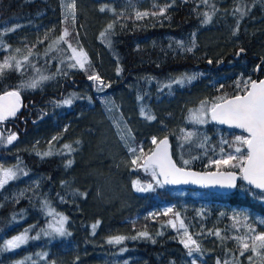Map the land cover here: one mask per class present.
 <instances>
[{"label":"trees","instance_id":"16d2710c","mask_svg":"<svg viewBox=\"0 0 264 264\" xmlns=\"http://www.w3.org/2000/svg\"><path fill=\"white\" fill-rule=\"evenodd\" d=\"M77 1L78 7L86 9L94 18L97 29L105 33L96 42V46L98 43L105 49L107 55L104 57L116 58L123 70L138 69L123 71L125 76L122 78L117 72L104 74L102 81L108 88L97 93L98 88L104 85L98 83L101 80L90 79L89 84L86 83L88 88L72 90L79 100L67 110L68 114L54 120L50 114L52 96L49 91V87L54 89V85L49 86L50 83L69 75H97L98 57L89 50V63L85 70H70L69 66L59 64L64 57L68 59L69 44H81L77 34L79 28H75L72 20H68L66 25L60 0H0V63L15 57V60H10L13 69L5 70L0 78V94L17 90L22 94L24 104L18 116L0 126V168L5 169L13 166L14 161H21L28 166L30 173L28 177L18 178L0 188V264H18L20 261L24 264H191L192 260H196V264H217L218 261L220 264H264V249L258 250L260 254L257 255L243 248V243L251 245L254 234L264 232V223H261L264 221V192L248 187L242 177L234 194L221 195L161 186L142 167H131L124 176L127 186L132 188L131 182L139 181L147 190L135 194V205L121 213L115 212L113 219L102 212L101 224L92 232L87 213L94 183L91 178H85L87 167L84 161L95 150L99 138L94 125L84 122L93 112L98 115V110L105 115L107 113V105L98 100V95L105 96V99L116 98L124 92L129 101L146 100L147 96L136 97L138 89L130 91L128 81L134 75L158 76L159 83H168L171 75L199 73L200 87L193 90V82H188L185 93L193 96L197 92L196 96L200 100H208L209 106L219 103V97L243 95L245 82L255 79L259 58L264 57V0ZM91 3L96 9H90ZM104 7L106 11L102 13L100 9ZM225 7L233 22L234 39L223 38L220 48L206 49L203 35L209 34L210 30L222 32L223 27L220 23L205 24V14L212 16ZM161 9H164L163 14ZM138 12H147L148 15L137 19ZM110 24L113 26L111 29L108 28ZM65 29L69 35L65 37L67 43L61 42V46L66 56L60 52H47L49 45L62 36ZM188 48L192 50L188 51ZM220 51L225 53L217 59L214 55ZM241 51H245L247 57L242 56L240 62L229 61L224 65L239 72L205 70L222 66L226 57ZM25 57H28L27 61ZM16 61H20L23 67L18 71L14 68ZM162 71L167 72L166 79H160ZM41 76L50 79L41 81L36 89L21 87L31 80H40ZM149 89L146 84L141 88L143 93ZM189 108L184 109L185 116ZM173 110L167 111L169 121L179 114ZM189 126L184 123L176 137L171 135L172 127L163 131L164 136L172 141L173 155L179 166L204 172L226 170L240 174V168L224 165L218 168L212 161L229 154L246 155V147L236 142L237 136L247 137L245 134L212 123L209 129L194 124ZM188 133H193L192 137L200 136L197 145L185 140ZM10 134L18 136L17 142L34 138L29 140V147L12 151L17 144L7 143ZM55 134L73 138V145L77 148L72 166L66 167L58 159H42L31 150V145L33 148L39 144L47 146ZM149 138L141 134L137 136L138 147L146 149V156L155 147V144H148ZM182 142L183 145H179ZM236 147L242 151L237 153ZM16 157L19 159L15 160ZM185 160L189 163L185 164ZM105 164H109L108 161ZM92 166L97 170L102 167L100 163ZM110 173L105 169V177ZM33 176L38 178L35 180ZM45 202L68 215L70 223L64 236L44 235L50 218ZM178 218L188 235L199 245L200 251L192 256L181 243L187 240V236L170 226V221ZM25 230H28L29 237L26 243L16 250H6L5 243L25 233ZM141 232L148 235L141 237ZM117 236L125 239L119 244L108 242Z\"/></svg>","mask_w":264,"mask_h":264},{"label":"rangeland","instance_id":"374dc122","mask_svg":"<svg viewBox=\"0 0 264 264\" xmlns=\"http://www.w3.org/2000/svg\"><path fill=\"white\" fill-rule=\"evenodd\" d=\"M231 3V2H230ZM60 4L62 6V12L65 16V22L66 25L68 24V20H72L75 23V28L79 30L77 31V34L79 35V42L81 43L78 46H72V48H75L77 52L83 51V53L86 54L87 60L84 62V69L86 68V65L89 63V54L91 50L96 54L98 57L97 62L98 65V73L99 76L98 83L105 84V81H102L104 78V74L106 73H119V64L116 62V58L113 60L111 58H105L106 52L105 49L100 46V44L96 42L100 38L101 33H103L102 30L97 29V25L94 18L90 17L88 14V11L82 7H78V1L77 0H60ZM126 6V4H124ZM228 6V5H227ZM129 7V6H128ZM229 8V7H228ZM90 9H96L95 4H90ZM106 11V7H104ZM112 10V8H111ZM105 11H101L104 13ZM70 13H74L73 15H70ZM82 19H81V16ZM103 17L104 15L101 14ZM67 17V18H66ZM211 24L220 23L223 27V31L219 32L218 30H210L209 34H204V43L205 48H214L218 49L220 46H222L223 38H228L230 41L234 39L233 34V22L228 17V11L225 8H222L217 13L211 16V20L208 22ZM205 23V24H208ZM79 24V27L78 25ZM97 31L99 33H97ZM51 45V44H50ZM49 45V46H50ZM98 45L100 46V50H98ZM220 45V46H219ZM72 48H67L69 52L68 59L63 58L60 60L59 64L62 63L65 66H69L70 70H74V68L82 69L79 65H76V67H71V64L75 63V60H70L69 57L72 56ZM60 52L65 54L66 51L64 48H62L61 43L52 48L51 50L49 47L47 48V52ZM225 51L222 53L221 51L215 53L214 56L220 58ZM59 58V57H58ZM107 59V60H106ZM118 61V60H117ZM56 62V60H55ZM189 73L185 74H179V75H171L168 77V85H171L176 79L186 76ZM193 74V73H190ZM70 76V75H69ZM96 76V75H95ZM153 76L145 77L140 76L141 79H139V82H132L128 84L130 87V91L133 92L134 88L135 91L138 89L139 91H142L141 88L145 85L146 81L150 80L153 81ZM89 80V76L87 77ZM140 81H143L144 85L141 84ZM54 80L50 83L49 86H55V83H53ZM154 82V81H153ZM189 81L184 79V82L180 85H173L169 86L167 90H164L162 92H157L156 95L148 94L146 97V100L141 101H129L127 98L124 97V92L119 94V99L121 102H123L122 106L124 107L125 112L127 113V116L133 119H138V117L144 119L143 124H138L139 128L141 129L144 136H149L150 143H153V139L155 138L156 143L160 141L162 138H164V134L162 130L163 128L167 127V130L171 127V135L173 137L178 136V132L182 127L184 126V123L188 124H194V125H200L204 126L209 123V114L205 117L206 122L205 123H195L193 121V114L196 113L198 110L201 109L202 102H209L208 100H200L196 95L192 96L189 93H185V87L186 84ZM194 82V81H190ZM137 83L140 85L137 86ZM52 84V85H51ZM102 85V86H103ZM148 88H150L152 85L147 84ZM108 87L105 85L103 87H99L96 92H101L102 90H106ZM50 89V87H49ZM74 90V89H72ZM71 92L68 94V97L66 100H71V104H65L64 102L59 103L62 105V107H68L70 108L75 101L79 100V98L76 96L75 92ZM164 92V93H163ZM136 94V93H134ZM168 95L167 100L163 104H161V101H164L165 95ZM163 96V97H162ZM98 100L103 101L106 106L107 113L106 115L103 114L101 110L99 114L96 116L93 114L90 115L87 118V121L84 123H91L94 125L95 129H97V135L99 136L98 140L96 141V147L92 154H90L89 157H86L84 159L85 165L87 167V174L85 175V178H91L92 182L94 183V189H93V197L90 200L89 209L87 213L88 220H91V222H88L89 228H91L92 232H95L100 224H101V216L103 215L102 212H106L109 215L110 219H113L114 213L126 210L130 208L131 206H134L136 203L135 200V194H137L138 191L137 187H142V183L139 181H132L131 187L129 188L127 186V183L124 179V176L126 175L127 171L133 167H142V169L146 172L152 175L151 170H145L143 167V159L146 158L147 151L146 149H141L138 147V143L134 137V130L125 120L120 119L118 117V110L117 104H116V98H107L105 99V96L98 95ZM105 99V100H104ZM207 107H210L209 105H206ZM187 107L189 108L187 116L184 115V109ZM59 110L64 115L68 114L67 110H62L58 107H55L54 110ZM174 109L172 112H178V116L173 118V121H169L167 118V111ZM160 110H163L165 112L161 113L160 121H156V119H159ZM151 117V118H149ZM132 119V122L135 123V120ZM68 124V123H67ZM156 125V126H155ZM190 127V126H189ZM152 134V135H150ZM185 140L188 139L187 135L185 136ZM34 137H29L26 140L23 141H16L17 147L13 148L12 151H19L24 148L29 147V140H33ZM41 139V137L39 138ZM38 139V140H39ZM200 136L197 138L195 136L191 137V139H188L190 143H196L199 141ZM36 140V139H35ZM65 145H69L70 148H65ZM179 145H183V142ZM32 149L40 158L42 159H50V160H60L63 165L66 167L72 166L73 162L75 161V154L77 146L73 145V138H63V137H52L49 140V143L47 146L38 145L37 147L33 148V145H31ZM179 146L178 149L181 148ZM203 146V145H198ZM130 149H136V152L133 153L130 151ZM142 150V152H141ZM179 152H182L180 150ZM45 153H48V155H45ZM201 155V153H198ZM100 157V158H99ZM139 157V159H137ZM19 158L16 157L15 160H18ZM137 160L136 164H133V160ZM69 161H71V164H69ZM106 161H108L109 164H105ZM75 163V162H74ZM100 163L101 169L97 170L92 165ZM141 164V166H140ZM5 169H13L17 172V178H24L28 177L30 174L28 171V166H25V164L21 161H14V165L7 167ZM105 169L111 174L108 177H105L104 172ZM153 177V176H152ZM38 178L37 176H33V179L36 180ZM14 179V180H16ZM155 182L159 180V177L153 178ZM10 180L8 183L14 181ZM88 180V179H87ZM138 182V184H137ZM7 183V184H8ZM6 184V185H7ZM5 186V185H4ZM87 192V191H86ZM87 194V193H86ZM82 196V195H81ZM86 197V195L84 194ZM61 201H65L64 199H60ZM48 202L44 203V207L47 210L48 214L50 215L49 222L47 223L46 229L43 231L44 235L48 236H58L59 234L55 233L53 229L58 226V222L60 221L61 217H65L66 220L64 221V229L65 232L69 226L70 220L66 213L60 212L58 209L52 208L51 206L46 205ZM170 226L173 227L175 230L179 229V231L184 235L185 227L183 224V228L181 227V220L178 219H172L170 221ZM93 225H96L95 229H93ZM25 244V243H24ZM24 244H21L19 247L23 246ZM18 247V248H19ZM11 249V250H16ZM24 261H20L18 264H24Z\"/></svg>","mask_w":264,"mask_h":264},{"label":"snow or ice","instance_id":"6c2138e0","mask_svg":"<svg viewBox=\"0 0 264 264\" xmlns=\"http://www.w3.org/2000/svg\"><path fill=\"white\" fill-rule=\"evenodd\" d=\"M100 11H105L104 8H101ZM237 11H240L237 9ZM163 14L164 9L160 10ZM243 14V13H242ZM73 15L74 13H70ZM147 12L136 14L137 19H141L144 16H147ZM155 15V13H153ZM67 18V17H66ZM211 20V16L205 14L204 23H208ZM113 26L110 24L108 26L111 29ZM9 31H14V29H9ZM69 35L67 29H65L64 34L58 39L54 40L49 46V49L58 46L61 42L67 43L65 37ZM102 36L105 33H101ZM47 38V37H46ZM2 43V41H0ZM69 48H72L71 44L68 45ZM191 51V48L187 49ZM19 52V49H16ZM29 50V55H31ZM28 57H25L27 61ZM70 60H75L74 64H71V67H76L79 65L81 68L84 67V62L87 60V56L83 51L79 53L75 48H72V56L69 57ZM10 60H15V57L6 58L3 63H0V78L3 77L5 70L13 69V65L10 63ZM22 67L20 61H16L14 68L19 70ZM50 77L41 76L40 80H31L26 85H21V87H27L31 89H36L39 87L41 81L48 80ZM89 79L98 80V76L90 75ZM189 82L195 79V76L185 77ZM184 79L177 80L175 83L182 84ZM170 86V85H169ZM219 103H212L210 107H207V102H202L201 109L193 114V121L195 123H205V117L210 113L211 120L216 121L219 124H227L229 126H234L236 128L243 129L248 133L247 137L237 136L236 142L240 145H244L247 148V154L242 156H233L231 154L227 155L223 159H218L212 161L213 164L217 165L219 168L221 165L229 166L231 168H240V175L243 180L247 181L249 185H253L256 189L264 191V80L259 81H247L245 82L244 94L235 95L231 99L227 97H219ZM65 104H71V100H65ZM20 107V93L17 90L5 91L3 95H0V122L7 120L9 117L15 116ZM151 118V117H149ZM193 133H188L187 138L191 139ZM17 137L15 134H10L7 138V143L11 144ZM153 143H156L155 138ZM65 148H70L69 145H65ZM131 152L135 153L136 149H130ZM223 152V149H221ZM235 151L240 153L242 149L236 147ZM142 152V150H141ZM48 155V153H45ZM139 159V157L137 158ZM233 161H236L233 163ZM133 164L137 163V160L132 161ZM185 164H188L189 161L185 160ZM71 164V161H69ZM143 167L145 170H151L153 178L157 176H162L163 181L157 180L158 184H178V183H187L189 178L193 183H217L221 184L224 187H235L236 174L233 172H214L207 174H198L195 172L184 171L182 168H178L176 164L172 161L168 153V141L164 139L159 142L155 151L149 154L146 158L143 159ZM17 178V172L13 169H2L0 168V188H3L10 180ZM138 184V182H137ZM148 188H151V185H148ZM138 191L147 190L144 187H137ZM170 211V209H169ZM65 217H61L53 231L60 236L66 234L64 229ZM264 223V221H261ZM96 225H93L95 229ZM181 227L183 228V222H181ZM255 232V230H252ZM28 230H25V233L13 237L11 240H8L5 243V249L11 250L18 248L21 244L26 243L29 239L27 235ZM219 235V233H216ZM141 237H146L147 232L139 233ZM184 235L187 236V240H182L181 243L184 244V247L188 249V255L192 256L194 252H199L200 248L197 242L188 235L187 230H185ZM135 237H133L134 239ZM125 238L122 236H117L109 239V243L119 244ZM244 250H251L257 255L260 254L258 250L264 249V232L259 234H254L251 237V245L248 243H243ZM243 255V252L241 253ZM251 260V257H249ZM191 264H196V260H192ZM217 264H220L218 261Z\"/></svg>","mask_w":264,"mask_h":264},{"label":"flooded vegetation","instance_id":"af4514ba","mask_svg":"<svg viewBox=\"0 0 264 264\" xmlns=\"http://www.w3.org/2000/svg\"><path fill=\"white\" fill-rule=\"evenodd\" d=\"M242 56H244V57H247V53L245 54V55H241L240 57H238V54L237 55H231L230 56V58H228V57H226L225 58V60H224V62H223V64H222V66H220V67H210V68H207V69H205V70H208V71H211V72H215V73H218V72H229V73H233V72H239V71H237V70H234V69H231L230 67H224V65H225V63H228L229 61L230 62H232V63H234V62H240L241 61V57ZM260 60H259V64L256 66V68H255V70H256V73H255V79H253L252 81H254V80H256V81H261L263 78H264V73H263V71H264V57H260L259 58ZM252 63L254 62V61H251ZM260 64H262L261 65V69H260V72H259V74H257V68H258V66L260 65ZM21 68H23V67H21ZM75 69H79V68H75ZM138 68H132V69H129V70H123V68H121V67H119V70H120V72H119V78H122V77H124L125 75H122V72L123 71H128V72H133L134 70H137ZM20 70V69H19ZM81 70H85L84 68H82ZM190 73H192V72H190ZM188 74V75H186V76H182V77H180V78H178V79H176L175 81H177V80H181V79H184L185 77H191V76H195V79H193V80H191V81H194L193 82V84H192V86H193V90L195 89V90H197V86H199V84H200V82H199V80L201 79L200 78V75H199V73H193V74ZM99 75V74H98ZM98 75H96V76H98ZM162 77H160V79H166L167 78V72H164L163 73V71H162ZM88 76L86 75V74H81L79 77H74L73 75H70V76H68L67 78H65V79H62V80H60V81H56L55 82V86H54V89H49V91L51 92L50 94H51V98H50V101H51V107H52V109H51V112H50V114H51V116H52V118L54 119V120H57V119H59V117H64L65 115L63 114V113H61L59 110H54V108L55 107H57V105H58V107L60 108V109H62V110H68V109H71V107L75 104H73L70 108H68L67 106L66 107H62V105H60L59 103H62V102H64L66 99H67V97H68V94L71 92V90L72 89H74V90H79L80 88L81 89H85V88H88V85L86 84V83H88L89 82V80H88V78H87ZM99 77V76H98ZM145 77H148V76H145ZM225 77H227V76H225ZM129 78H130V75L129 76H127L126 78H125V80L126 81H128L129 80ZM153 79H154V82L153 81H150V80H148V81H146V83L147 84H150V85H152L151 87H150V89L148 90V92H142V91H139L138 93H137V95H136V97H140V98H142V96H143V98L144 97H146L148 94H152V93H157V92H161V91H164V90H167L168 89V87H169V85L167 84V81H165V82H163V83H159L157 80L159 79V77L158 76H153L152 77ZM138 76L137 75H134V77H132V79H130V81H128V84L129 83H131V81L132 82H139L138 80ZM139 79H141L140 78V76H139ZM187 80V79H186ZM94 81H96V80H94ZM175 81L170 85V86H173V85H180V84H178V83H175ZM141 82V84H142V82L143 81H140ZM96 83V82H95ZM145 83V84H146ZM89 84V83H88ZM96 85H98L97 83H96ZM96 85H94V87H96ZM98 88V87H97ZM80 89V90H81ZM97 93V92H96ZM164 93V92H163ZM196 93L197 92H195L194 94H193V96H195L196 95ZM80 94H82V93H80ZM78 98H79V96L78 95H76ZM163 97V96H162ZM167 98H168V95L166 94L165 95V98H164V101H161V104H163L164 102H165V100H167ZM76 102V101H75ZM32 104H33V102H31ZM116 104H117V109H119L118 110V117L120 118V119H123V120H125L129 125H131V127L133 128V130H134V137H135V139H136V141H137V136L139 135V134H141L142 135V137L144 136V134L142 133V131H141V129L139 128V126L137 125V122H138V124H143V122H144V119H142V118H140V117H138V119L139 120H137L136 118L135 119H133V118H130L129 116H127V113L125 112V110H124V107L122 106V104H123V102H121L120 101V99H119V94H118V96L116 97ZM22 112V111H21ZM162 112H165V111H163V110H160V114H158L159 115V119H156V121L155 122H158V121H160V118H161V113ZM20 114V113H19ZM18 114V115H19ZM93 114L94 115H97V114H95V112H93L91 115L93 116ZM17 115V116H18ZM132 119L133 120H135V123H133L132 122ZM13 120V119H12ZM12 120H10V121H12ZM9 121V122H10ZM8 123V122H7ZM6 123V124H7ZM210 123H212L211 122V120H210V118H209V123L207 124V125H204L203 126V128H207V129H209V125H210ZM6 124H4V125H6ZM213 124V123H212ZM215 125V124H214ZM198 126H200V125H198ZM215 126H217V125H215ZM218 127H220V126H218ZM222 128V127H221ZM162 130H164V131H167V127H165V128H163ZM231 130V129H230ZM15 136H17V135H15ZM54 137L55 138H57V137H59L58 136V134H55L54 135ZM166 137V136H165ZM164 137V138H165ZM169 138V137H168ZM163 139V138H162ZM171 140V139H170ZM159 142V141H158ZM157 142V143H158ZM157 143H155V146L157 145ZM171 143H172V141H171ZM150 144H154V143H150ZM154 150V149H153ZM172 150H173V144H172Z\"/></svg>","mask_w":264,"mask_h":264},{"label":"water","instance_id":"95a60500","mask_svg":"<svg viewBox=\"0 0 264 264\" xmlns=\"http://www.w3.org/2000/svg\"><path fill=\"white\" fill-rule=\"evenodd\" d=\"M101 1H117V0H101ZM0 19H1V12H0ZM241 54H245V51H241L240 53H238V56L241 55ZM260 68V65L258 66ZM264 80V78L262 79ZM256 81V80H254ZM260 81V80H259ZM259 81H256L257 83H259ZM13 91V90H12ZM20 93V92H19ZM4 93L0 94V95H3ZM231 99V98H230ZM24 109V106H23V98H22V95L20 93V107H19V110L17 111L16 115L15 116H12V117H9L7 120L3 121V122H0V126L1 125H4L6 124L7 122H9L10 120L14 119L21 111H23ZM209 116H210V120H211V115L209 113ZM211 122L217 126H220L222 128H226V129H231V130H236L238 132H241L245 135L248 136V133L245 132L243 129H240V128H236L234 126H229L227 124H219L217 123L216 121H213L211 120ZM17 138L12 142V144H15L17 139H18V136H16ZM164 139H167L168 141V153L172 159V161L176 164V166L178 168H182L184 169V171H190V172H195V173H198V174H207V173H214V172H223V173H227V172H233L236 174V180H235V187H224V186H221V184H217V183H193L191 182V178H189V182L187 183H178V184H163V186H166V187H171V188H178V189H182V190H189V191H208V192H211V193H216V194H221V195H232L234 194L237 189H238V185H239V181H240V174L237 173V172H234V171H226V170H215V171H198V170H194V169H187V168H183V167H180L175 158H174V155H173V150H172V143H171V140L170 138L168 137H165L163 138L162 140ZM161 140V141H162ZM159 144V142L157 143V145ZM157 145L155 146L154 150H156L157 148ZM247 150V148H246ZM152 151V152H153ZM151 152V153H152ZM150 153V154H151ZM159 177V180L160 181H163V177L162 176H158ZM242 181L250 188L254 189V190H257V191H260V192H264L260 189H256L253 185H249L247 181L243 180Z\"/></svg>","mask_w":264,"mask_h":264},{"label":"bare ground","instance_id":"6f19581e","mask_svg":"<svg viewBox=\"0 0 264 264\" xmlns=\"http://www.w3.org/2000/svg\"><path fill=\"white\" fill-rule=\"evenodd\" d=\"M190 45H191V44H190ZM245 54H246V52H245ZM245 54H241V55H245ZM241 55H239L238 57H240ZM242 58H243V57H242ZM241 64H242V63H241ZM209 65H211V62L209 63ZM261 65H262V64H260V68H259V67L257 68V74H259V72H260ZM199 87H200V86H199ZM201 97H202V96H201ZM161 140H162V139H161ZM161 140H160V141H161ZM160 141H159V142H160Z\"/></svg>","mask_w":264,"mask_h":264}]
</instances>
